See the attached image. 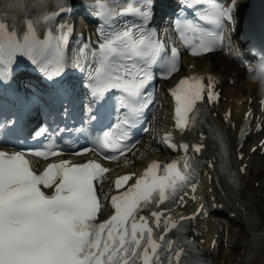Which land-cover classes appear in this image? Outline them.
Here are the masks:
<instances>
[{
    "label": "snow or ice",
    "instance_id": "snow-or-ice-1",
    "mask_svg": "<svg viewBox=\"0 0 264 264\" xmlns=\"http://www.w3.org/2000/svg\"><path fill=\"white\" fill-rule=\"evenodd\" d=\"M188 6L196 7L195 0H189ZM56 7L67 10V0H60ZM235 7L236 0L228 7L213 3L205 12L203 18L217 25L216 31H204L191 21H177L176 27L181 35L185 30L199 32V43L191 47L193 53L211 51L217 43L222 44L221 30L226 20L234 22ZM30 8L36 10L34 14H29ZM50 8V0H31V5L29 0H8L0 8V81L8 82L18 59L26 57L48 79L59 78L54 82L62 85L69 99L78 95V87L87 92L88 119L94 122L91 127L102 130L94 134L92 148L105 159H117V154L128 149L121 141L130 137L132 127L155 99L152 92L146 93L154 79V66L160 65L162 77L171 76L179 67V51L173 47L170 55L165 54L164 45L144 26L151 12L147 0L135 10L123 9L125 13L135 11L140 24L112 34L101 31L103 41L98 48L85 43L74 50L69 49L72 26L55 23L56 12ZM96 15L109 20L112 14L101 8ZM252 50L264 60V45ZM72 69L85 73L86 78L69 79ZM206 87L212 85L206 86L203 77L185 76L172 89L181 128L195 123L190 113L201 114ZM113 95L119 96L113 104L127 110L114 125H105ZM217 95L208 92L213 100ZM15 123L8 117L0 120V264H207L198 249L192 257V241L167 235L172 229L185 231L184 224L173 220L170 213L161 219L184 187L196 188L195 169L187 155L189 144H183V170L175 160L163 168L160 161H152L134 183L129 184L133 172L118 176L115 187L123 190L111 197L115 212L97 223L101 209L98 189L104 187L108 169L94 158L80 163L59 158L40 170L39 162L31 161L30 156L56 157L63 150L55 145L43 150H5L4 146L12 144L9 137L15 132ZM210 127L215 136L217 130ZM35 134L42 135L39 131ZM167 137L171 142L170 133ZM203 147L195 145L198 151ZM106 149L115 151L106 154ZM89 151L83 147L74 155Z\"/></svg>",
    "mask_w": 264,
    "mask_h": 264
},
{
    "label": "bare ground",
    "instance_id": "bare-ground-1",
    "mask_svg": "<svg viewBox=\"0 0 264 264\" xmlns=\"http://www.w3.org/2000/svg\"><path fill=\"white\" fill-rule=\"evenodd\" d=\"M234 50V49H233ZM218 59L211 61V65L210 68L212 71L214 72H218L220 75L222 74V70L221 68L226 66L228 68V72H232L233 71V65L235 64V60L236 57L232 56V55H227V53L225 51H223V55L221 53H219L216 56ZM230 58H232L230 61L228 60ZM201 60V59H200ZM204 63L202 64V66H206L208 67V63H206V61L201 60ZM246 71H242L241 73H239L240 76V81H242L245 78V73ZM231 93L235 94V90L232 87L229 90ZM223 122H222V127L226 126V125H230L232 126V122H226L225 118H222ZM161 124H167V119L163 117H161ZM157 135L154 132L149 133L148 135H146V138L141 142V147L140 150L137 152L136 156V163H132L129 161L128 165H125L122 167L123 170H128V169H134L136 168V166H138L139 164H141L142 162H145L144 164L147 163L146 159L148 156V152L147 150H150L152 153L157 151L159 148L162 150H165V148L159 144L156 141ZM142 149V150H141ZM254 159H257L256 157H254ZM260 158H258L259 160ZM261 174H264V162H263V168L262 171L260 172ZM251 191H254L253 189H251ZM261 201V200H260ZM264 211H262L261 209L258 208V218L256 220L258 224V228L260 232L256 233L259 234L258 238H263L262 239V243H259V245L257 247H254L252 245V242L250 241V236H254L255 233H252L249 235V237L245 236L242 232L243 229L240 228V226L235 225V226H231L230 225V251L227 252L226 247L220 248L219 250V254H218V261L219 263L217 264H237V263H241L242 264H264V226H261L260 223L264 222ZM260 216V217H259ZM256 219V218H253ZM228 222V221H227ZM229 223V222H228ZM264 225V224H263ZM236 229H238L239 231H235ZM239 248V249H238ZM240 256V260L238 262V258Z\"/></svg>",
    "mask_w": 264,
    "mask_h": 264
},
{
    "label": "clouds",
    "instance_id": "clouds-1",
    "mask_svg": "<svg viewBox=\"0 0 264 264\" xmlns=\"http://www.w3.org/2000/svg\"><path fill=\"white\" fill-rule=\"evenodd\" d=\"M264 69H262V73H258L257 75L253 76V79H261L262 85H264Z\"/></svg>",
    "mask_w": 264,
    "mask_h": 264
},
{
    "label": "rangeland",
    "instance_id": "rangeland-1",
    "mask_svg": "<svg viewBox=\"0 0 264 264\" xmlns=\"http://www.w3.org/2000/svg\"><path fill=\"white\" fill-rule=\"evenodd\" d=\"M201 60H203V59H201ZM205 61V60H204ZM202 63H204L203 61H202ZM212 63H210V65H211ZM202 65V64H201ZM210 65H208V67L207 68H210ZM256 202H261L260 201V199H256ZM260 217V216H259ZM263 224H264V222H263ZM264 226V225H263ZM239 249V248H238ZM242 263V262H241Z\"/></svg>",
    "mask_w": 264,
    "mask_h": 264
}]
</instances>
